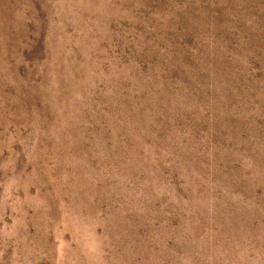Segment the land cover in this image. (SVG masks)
<instances>
[{"label":"rangeland","instance_id":"rangeland-1","mask_svg":"<svg viewBox=\"0 0 264 264\" xmlns=\"http://www.w3.org/2000/svg\"><path fill=\"white\" fill-rule=\"evenodd\" d=\"M0 264H264V0H0Z\"/></svg>","mask_w":264,"mask_h":264}]
</instances>
